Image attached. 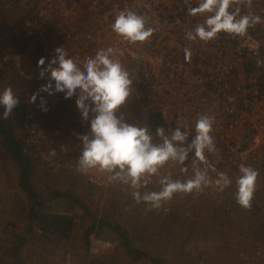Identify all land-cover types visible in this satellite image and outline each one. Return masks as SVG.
Instances as JSON below:
<instances>
[{
  "label": "rangeland",
  "instance_id": "rangeland-1",
  "mask_svg": "<svg viewBox=\"0 0 264 264\" xmlns=\"http://www.w3.org/2000/svg\"><path fill=\"white\" fill-rule=\"evenodd\" d=\"M18 2L20 0H0V33L8 35L3 51L15 57L12 69L0 65V90L11 86L20 100L13 114L3 120L12 127L22 144H29V149L25 150L39 160L33 175L36 189L43 195L55 190L71 191L87 205L97 221L87 242L85 236L93 219L85 214L80 203L55 199L47 205L51 203L75 216L72 235L65 238L49 232L26 234L28 220L16 203H26L27 196L19 186L20 169L13 157L14 150L0 133V264H18L20 260L23 264H264V249L260 255L237 249V244L241 247V238L247 243L259 237L264 239V236H258L260 225L256 226L257 222L252 228L248 227L257 233L255 235L248 232L245 236V227L237 230L241 223L238 217L246 210L235 199L239 171L230 174L233 183L222 193L213 187L199 193H178L158 210H148L143 202L137 203L131 189L118 182H109L107 173L95 170L91 175H79L68 171L67 166L77 161L82 149L79 135L87 134L90 125L83 121L76 105L71 104L76 100H67L62 93L41 92L34 103L22 98L24 81L32 82L33 89L37 87L38 66L31 45L25 43L17 29L28 11L20 10ZM40 97L46 101L43 106ZM39 109L41 128L45 136L55 140L59 149L58 158L53 160L57 163L54 170L41 156L46 150L45 142L41 143L42 150L37 151L25 136L30 123L24 121ZM26 113L29 114L23 119L22 115ZM125 118L129 123L148 126V113L133 109ZM171 169L166 165L160 174L171 172L173 178H184L180 170ZM257 170L260 174L261 166ZM150 180L148 189L158 191L159 177L153 176ZM222 222L227 229H214L213 223L219 225ZM108 225L119 227L126 233V238ZM96 240L111 241L114 245L93 253L92 245ZM136 252L144 255L136 259ZM247 255L248 260H245Z\"/></svg>",
  "mask_w": 264,
  "mask_h": 264
},
{
  "label": "built area",
  "instance_id": "built-area-1",
  "mask_svg": "<svg viewBox=\"0 0 264 264\" xmlns=\"http://www.w3.org/2000/svg\"><path fill=\"white\" fill-rule=\"evenodd\" d=\"M196 3L197 0H20L18 8L28 11L17 29L25 43L31 45L37 62L41 57L55 56L56 47L66 48L80 61L102 47L122 48L124 55L120 58L133 77V94L120 110L124 116L133 109L148 115L155 113L165 128H174L178 123L194 127L199 116L208 115L214 120L215 151L206 153V158L208 165L216 169L209 175L216 177L217 172H223L230 176L239 171L241 164L255 169L261 166L258 180L264 183V22L248 29L244 36L220 33L208 42L188 41L185 33L204 18L188 14V7ZM125 8L148 17L149 26L155 28L148 41L128 44L111 32L110 24ZM241 14L264 18V0H252ZM6 37L0 33V65L12 69L15 57L3 51ZM185 48L191 50L190 60L185 59ZM37 70V87L33 89L32 82L24 81L21 90L22 98L28 102L47 82V76L39 75L41 68ZM41 117L40 109L29 115L25 136L37 151L45 142L46 150L41 156L54 170L57 163L53 160L58 158L59 149L54 139L45 136ZM190 161L189 169L205 167ZM171 168L180 170L176 165ZM67 169L79 175L95 171L81 172L77 161ZM112 245L111 241L96 240L92 252L105 251Z\"/></svg>",
  "mask_w": 264,
  "mask_h": 264
},
{
  "label": "clouds",
  "instance_id": "clouds-1",
  "mask_svg": "<svg viewBox=\"0 0 264 264\" xmlns=\"http://www.w3.org/2000/svg\"><path fill=\"white\" fill-rule=\"evenodd\" d=\"M251 3L252 0H197L196 6L188 7V14L204 18L185 33V38L208 42L220 33L246 35L248 29L264 22L260 15L241 14L242 8L250 7ZM110 29L128 44L146 42L155 32L147 16L128 8L118 12ZM54 52L56 55L51 59L41 57L37 62L41 68L39 75L47 76V82L32 94L30 102L34 103L40 92L62 93L65 99L76 100L83 121L90 125L87 134H78L82 149L77 166L81 172L96 170L109 174V182L126 185L135 201L143 202L148 210L160 209L178 193H199L208 187L222 193L232 185L226 173L217 172L215 178L209 175L210 171H216L206 158V153L215 151L212 117L199 116L194 127L178 123L174 128L158 126L155 132L148 126L126 120L120 110L133 94V77L120 58L124 55L122 48H99L85 61L74 58L64 47H56ZM184 52L185 59L190 60L191 50L185 48ZM40 100L43 106L46 101L43 97ZM19 102L13 87L0 90V109H3L0 119H8ZM190 159L193 164L199 162L205 167H193L189 174ZM166 165L179 166L184 178H173L171 172L161 175L160 170ZM239 173L235 199L239 206L248 209L259 172L241 164ZM153 176L159 177L158 191L147 187Z\"/></svg>",
  "mask_w": 264,
  "mask_h": 264
},
{
  "label": "trees",
  "instance_id": "trees-1",
  "mask_svg": "<svg viewBox=\"0 0 264 264\" xmlns=\"http://www.w3.org/2000/svg\"><path fill=\"white\" fill-rule=\"evenodd\" d=\"M2 111L3 109L1 110V112ZM28 114H23V119L27 117ZM24 122L28 123L29 120L27 119V121ZM148 125L149 128H151L152 132H155L156 127L163 126V123L158 114L152 113L149 115ZM14 132L15 131H13L12 127L5 120L0 119V133L3 137L7 138L8 145H10L14 150L13 157L18 165V168L20 169L19 186L24 190L27 196L26 203H16V206L19 208L20 213H23L24 216H26L24 218L28 220L26 223L27 225L25 233L32 234L34 232H49L53 234L63 235V237L69 238L72 235L76 226L75 216L67 211H64L63 209L55 208L51 205V203L47 205L48 202L51 200L57 199L59 201L64 198L70 201L74 200L76 204L80 203L84 208L85 214L93 219V225L87 231L85 236L87 242H89L88 240L90 234L95 231V223L97 221L95 215H93L88 210L87 205L83 203V201L80 200L78 197H75L71 191L69 192L55 190L52 193H49L48 195H43L36 189L37 184L33 180V175L39 164V160L36 157L34 158L31 153L25 150L29 149V144L28 146L22 144L20 140L16 138ZM101 222L102 221L100 220L99 223ZM108 226L117 231L120 235H122V237L126 238V233L122 231L119 227L113 225ZM96 230H99V228ZM143 255V253H137L136 257L134 256V258L137 259ZM18 264H23V261L20 260Z\"/></svg>",
  "mask_w": 264,
  "mask_h": 264
},
{
  "label": "crops",
  "instance_id": "crops-1",
  "mask_svg": "<svg viewBox=\"0 0 264 264\" xmlns=\"http://www.w3.org/2000/svg\"><path fill=\"white\" fill-rule=\"evenodd\" d=\"M71 104L76 105V102H73ZM149 129L151 130V128H149ZM248 166H250V165H248ZM256 185H257V191L255 192L256 196L254 195L255 197L253 198L251 207L246 209L245 212L242 213L241 217H238V218H241V223L238 225L237 230L241 231L245 227V232H244L245 236H248V232H249V235L257 234L255 231L252 232V229H251L255 222H257V223H255L256 226L260 225L259 230H258V236H264V183H263V180L262 179L258 180ZM211 221H213V220H211ZM213 225L215 226L214 229L219 228V227H224V228L228 227V226H225V224L223 222L221 224L219 223V225L213 223ZM250 226H251V228L248 229V227H250ZM237 245H238V247H237L238 250L247 251V252L252 251V252L258 253L264 249V239L259 237L257 240L251 239V240H249V243H247L246 239L241 238V247L239 244H237ZM248 256L249 255H247L245 257V260H248Z\"/></svg>",
  "mask_w": 264,
  "mask_h": 264
}]
</instances>
